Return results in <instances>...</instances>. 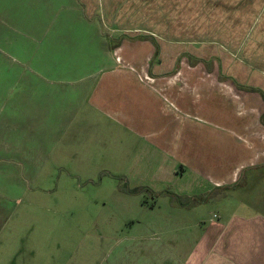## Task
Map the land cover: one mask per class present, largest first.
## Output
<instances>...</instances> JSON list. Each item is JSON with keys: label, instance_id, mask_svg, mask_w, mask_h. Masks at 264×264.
I'll use <instances>...</instances> for the list:
<instances>
[{"label": "crops", "instance_id": "crops-1", "mask_svg": "<svg viewBox=\"0 0 264 264\" xmlns=\"http://www.w3.org/2000/svg\"><path fill=\"white\" fill-rule=\"evenodd\" d=\"M163 1L164 4H159L160 0H137L128 6L126 3L131 0L126 3L125 0H104L103 14L106 24L112 28L105 34L102 25L98 36L108 37L100 46L111 64L104 67L106 70L88 72L77 82H70L73 87L85 86L78 88L80 92H70L81 93V96L75 94L76 100L70 99L55 107L53 125L59 128L52 129L55 145L51 147V156L59 158L65 152L67 156L98 157L105 173H116L120 201L134 200L131 193L137 194L139 189L154 199L151 209L166 208L167 225L160 230L168 234V239H178V243L111 247L102 251L97 247L81 248L68 252L62 264H264V69L184 68L188 62L202 65L203 61L215 60L219 64L220 55L198 51L202 40H191L195 44L190 49L186 47L188 41L182 38L164 37L156 31L163 30L164 24L157 27L152 22L142 28L138 23L135 26L122 23L124 14L138 13L139 5L142 14L170 12V1ZM81 2L89 14L101 7L100 0ZM122 5L124 11L120 10ZM23 14L18 9L3 19L4 36L24 30L22 36L37 40V34H30L36 32L37 25L28 27V19ZM40 26L44 27L43 21ZM52 27L49 23L45 35ZM117 34L121 37L111 43L109 39ZM19 87L24 90L18 91ZM26 89L25 84L15 82L8 87L7 99L27 93ZM217 91L222 93L226 104L246 109V114L230 122L244 135L229 130L225 133L227 137L220 141L218 124L202 116L203 112L213 113L209 99ZM215 96L217 99V93ZM36 105V116L43 121L47 117V112H43L45 104L40 101ZM61 106L66 109L59 110ZM119 135L131 141L135 155L139 140H143L151 147L148 151L152 155L158 150L165 162L172 161L174 167L165 165L164 169L148 172L164 174L158 178L145 175L133 179L126 175V167L133 165V160L127 159L125 165L118 160L115 166L107 168L102 158H106L111 141L115 143V152H109V158L115 156ZM218 142L224 150H218ZM176 166L179 168L174 170ZM167 172L185 181L169 189L164 185ZM23 199L15 202L19 204ZM6 215L0 212V223L5 230L19 216L15 212ZM136 243L143 244V240ZM6 252L7 264H17L14 262L22 255V264H32L36 258L31 249ZM52 259L56 260L57 255ZM49 264L60 263L50 261Z\"/></svg>", "mask_w": 264, "mask_h": 264}, {"label": "rangeland", "instance_id": "rangeland-1", "mask_svg": "<svg viewBox=\"0 0 264 264\" xmlns=\"http://www.w3.org/2000/svg\"><path fill=\"white\" fill-rule=\"evenodd\" d=\"M100 1L99 11L89 14L81 0H39L38 3L36 0H0V49H3L0 55V212L19 215L18 219L8 223L6 230L0 223V264H7L5 251L16 253L20 249L35 252L32 264H49L50 261L62 264L68 252L81 248L97 247L102 251V248L111 247L173 246L172 242L178 243V239H168V234L160 230L163 229L161 226L167 225L164 220L166 208L151 209L154 199L139 189L137 194L131 193L134 200L120 201L116 192L120 186L118 177L116 173H105L98 157L67 156L65 152L60 153L59 158L51 156V147L55 145L52 129L59 128L53 125L55 107L70 99L76 100L81 93H75L76 96L70 92H80L78 88L85 86L73 87L70 82H77L88 72L106 70L104 67L111 64L100 46L108 37L98 36L102 25L105 34L112 28L106 24L103 14L104 0ZM136 1L126 3L125 0V3L130 6ZM160 1L159 4H164ZM168 1L171 3L168 13L142 14L139 5L138 13L124 14L122 23L133 26L138 23L142 28L152 22L157 27L164 24L163 30H156L164 37L182 38L188 41L186 47L190 49L195 44L191 40H202L198 51L220 55L219 64L215 60L211 63L203 61L202 65L188 62L184 68L264 69L263 0ZM18 9L28 19V27L37 25L36 32L30 33L37 34V40L22 36L24 30L8 33L11 43L9 37L4 36L3 19H8ZM123 9L124 5L120 10ZM42 21L44 27L40 26ZM49 23L53 27L45 35ZM120 37L121 34H117L109 41L115 43ZM15 82L25 84L28 90L9 100L6 93ZM22 90L24 88L19 87L18 91ZM209 100L213 113L203 112L202 116L218 124L219 140L226 138L225 133L229 130L242 135L230 122L246 114V109L226 104L220 91L213 93ZM40 101L45 104L43 112H47L43 121L36 116V104ZM64 108L61 106L59 110ZM116 139L115 156L109 158V152L115 148L111 141L106 158H102L107 168L115 166L118 160L123 165L128 163L127 159L133 160V165L126 167L127 177L133 179L145 175L158 178L164 174L155 171L164 169L165 165L174 167L172 161L165 162L158 150L152 155L148 151L151 147L143 140H139V151L135 155L131 151L135 149L132 144L130 146L131 141L122 135ZM218 150H224L221 142H218ZM178 168L176 166L174 170ZM152 170L154 172L148 174ZM170 174L165 173L164 183L169 189L185 181ZM23 197L19 204L15 202ZM142 240L143 244L136 243ZM53 255H57L56 260L52 259ZM22 256L14 263L22 264Z\"/></svg>", "mask_w": 264, "mask_h": 264}]
</instances>
